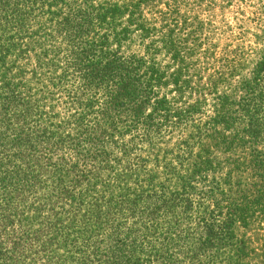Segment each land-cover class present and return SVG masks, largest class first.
<instances>
[{
  "label": "trees",
  "instance_id": "obj_1",
  "mask_svg": "<svg viewBox=\"0 0 264 264\" xmlns=\"http://www.w3.org/2000/svg\"><path fill=\"white\" fill-rule=\"evenodd\" d=\"M186 5L0 0V264H179L169 227L180 198L130 159L148 145L171 155L160 163L172 173L197 143L220 145L228 160L244 157L246 138L264 140V25L249 77L231 84L233 60L203 82L211 49ZM229 211L232 222L246 213Z\"/></svg>",
  "mask_w": 264,
  "mask_h": 264
},
{
  "label": "rangeland",
  "instance_id": "obj_2",
  "mask_svg": "<svg viewBox=\"0 0 264 264\" xmlns=\"http://www.w3.org/2000/svg\"><path fill=\"white\" fill-rule=\"evenodd\" d=\"M185 1V8L192 9L189 14L198 15L205 24L203 47L211 49L201 57L202 81H208L209 75L217 69L227 70L233 60L239 65L231 84L237 78L249 77L260 55L257 35L261 34L264 25V0ZM201 120L205 121L207 117L203 116ZM245 143L244 157L228 160L220 145L213 146L214 142L184 148L186 153L182 158L171 162L172 173L162 172L160 163L172 160L171 155L163 152L154 155L148 145H140V152L134 154L139 157L130 159L153 173V183L154 180L157 184L164 183L170 197L180 198L173 204L169 227L171 237L179 240L171 247L170 255L173 259L178 258L179 264H192L194 257L204 262L208 257L228 255L233 256V264H264V140L259 134L257 140L246 138ZM172 145L167 142L157 144V147L168 151ZM195 170L197 172L193 173ZM135 179L146 182L144 175L138 172ZM129 186L137 188L136 183ZM100 190L99 183L94 196ZM86 202L88 204L91 200H85L84 204ZM92 205L90 203L85 209ZM63 207L69 210L68 205ZM229 208L237 211L245 208L246 213L232 222ZM57 218H62L59 209ZM76 222L81 223L80 220ZM77 223L72 225L74 231H78ZM230 223L231 239L228 238ZM61 248L51 252L34 245L32 253H63Z\"/></svg>",
  "mask_w": 264,
  "mask_h": 264
}]
</instances>
